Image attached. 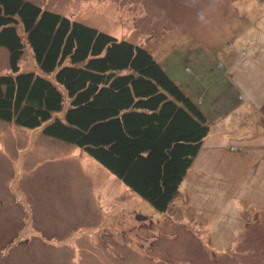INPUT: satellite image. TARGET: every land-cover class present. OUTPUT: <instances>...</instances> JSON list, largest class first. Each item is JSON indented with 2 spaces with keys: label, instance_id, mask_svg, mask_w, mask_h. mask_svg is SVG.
<instances>
[{
  "label": "rangeland",
  "instance_id": "rangeland-1",
  "mask_svg": "<svg viewBox=\"0 0 264 264\" xmlns=\"http://www.w3.org/2000/svg\"><path fill=\"white\" fill-rule=\"evenodd\" d=\"M29 1L145 47L210 130L159 212L79 147L0 120V264H264V0ZM19 68L38 70L28 47Z\"/></svg>",
  "mask_w": 264,
  "mask_h": 264
},
{
  "label": "trees",
  "instance_id": "trees-1",
  "mask_svg": "<svg viewBox=\"0 0 264 264\" xmlns=\"http://www.w3.org/2000/svg\"><path fill=\"white\" fill-rule=\"evenodd\" d=\"M0 46L1 121L79 147L168 210L210 130L200 100L142 45L29 0H0ZM26 47L37 71H20Z\"/></svg>",
  "mask_w": 264,
  "mask_h": 264
},
{
  "label": "crops",
  "instance_id": "crops-1",
  "mask_svg": "<svg viewBox=\"0 0 264 264\" xmlns=\"http://www.w3.org/2000/svg\"><path fill=\"white\" fill-rule=\"evenodd\" d=\"M30 238V237H29Z\"/></svg>",
  "mask_w": 264,
  "mask_h": 264
}]
</instances>
